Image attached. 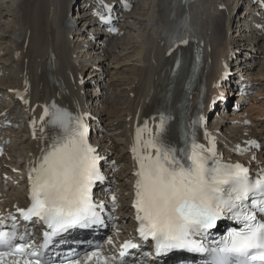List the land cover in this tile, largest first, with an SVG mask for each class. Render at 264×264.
I'll return each instance as SVG.
<instances>
[{
	"label": "bare ground",
	"instance_id": "bare-ground-1",
	"mask_svg": "<svg viewBox=\"0 0 264 264\" xmlns=\"http://www.w3.org/2000/svg\"><path fill=\"white\" fill-rule=\"evenodd\" d=\"M127 1L132 7L129 12L120 14L117 33L98 37V28L92 31L94 22L79 5L74 31L76 42L79 41L78 58L73 50L76 43L69 41L65 25V16L72 0H0V4L2 2L7 8L3 13V7L0 6V138L7 141V154L15 170L11 176H17L15 180L19 185V191L13 195L11 183L0 175V203L5 204L3 206L14 205L22 200V188L30 184L29 169L40 157L41 150L51 143L52 126L47 123L48 117L44 120L40 118L45 106L53 103L66 108L73 116L84 115L89 143L97 151L109 154V166L115 162L114 167L117 169L108 170L115 191L108 192L106 198L119 194L129 202L138 168L131 151L137 128L147 122V127L155 133L160 114L163 113L170 117L167 120L170 139L180 147L174 128L182 95L181 84L189 59L180 85L179 80L169 76V71L176 53L188 52L196 44H201L205 49L200 77L206 90L201 106L204 121L199 132L200 143L205 147L210 145L205 137L207 132L214 138L217 158H238L253 169L264 167V163L259 162L255 155V146L249 143L255 141L259 144L258 149L264 150V141H261L264 137V103L257 106L250 101V105L244 107L238 101L231 104L230 98L225 105L218 102L222 92L218 87L221 76L218 75L217 66L227 63L234 50L236 58L232 62L233 66L240 70L241 75L257 68L254 75L259 77L257 84L260 86L256 92L258 96H264V15L256 14L257 5L251 7L249 14L239 7L233 18L226 6L229 0H195L192 3L185 0ZM81 2L86 3V0ZM5 15L11 16V25L2 28ZM178 19H191V23L189 21L190 24L186 26L190 30L173 32L174 22ZM231 24H235L236 35L242 38L238 40L239 43L229 38ZM239 32L242 35L249 33L252 39L244 40ZM80 39L84 40L82 44ZM95 45L100 48L98 56L95 55ZM133 51L139 54L132 55ZM4 60H10L11 65L6 66ZM96 60L98 64L94 62ZM111 63L114 64L112 75L104 78L103 71L99 69L105 71L104 67ZM85 75H88L87 78L95 77V83L92 84L89 79L84 81ZM243 81L247 83V89L254 88L256 84L251 80ZM94 89L97 93L89 94ZM198 91L196 88L190 97L192 111L197 108ZM87 99L96 106L95 110L89 109L90 105L85 103ZM25 100L28 102L25 103ZM214 107L217 111L221 109L222 117L231 116L222 127L227 122L232 123L234 137L244 141L239 146L225 151L217 148L216 134L219 129L205 122L206 115ZM2 121L13 122V126L1 125ZM247 122L251 123L252 128ZM144 135L146 138L148 134ZM109 140L122 146L124 153L112 154ZM124 169L128 174L123 177L118 171ZM22 178L24 180L21 181ZM118 234L121 232L109 237L114 241ZM112 246L113 243H105L101 251L105 253ZM86 256L79 259L80 264H98L95 258L86 261Z\"/></svg>",
	"mask_w": 264,
	"mask_h": 264
},
{
	"label": "snow or ice",
	"instance_id": "snow-or-ice-1",
	"mask_svg": "<svg viewBox=\"0 0 264 264\" xmlns=\"http://www.w3.org/2000/svg\"><path fill=\"white\" fill-rule=\"evenodd\" d=\"M103 6L110 12L108 5ZM97 15L101 20L109 19ZM45 117L53 135L29 169L30 204L0 217V264H52L34 242H28L27 232L18 235L16 214L24 221L35 219L47 226L41 249L70 228L104 225L105 203L93 200L94 185L105 180L100 167L104 157L88 141L84 115L73 116L53 103L45 106L40 119ZM168 119L160 114L155 133L147 122L137 128L131 149L138 164L133 204L139 236L144 241L151 238L157 254L186 249L209 254L208 264H264V219L260 218L264 217V169L251 175L240 163H221L215 158L214 138L207 132L209 147L197 143L194 132L190 140L185 136L183 147H178L170 139ZM203 121L204 117L199 116L192 124ZM249 143L259 146L255 141ZM111 202L113 208L117 207L115 195ZM223 219L234 226L207 245L204 241L209 231ZM108 242L112 243L111 237ZM138 247L131 240L124 241L119 255L123 257L126 250ZM100 248L95 246L85 260L95 258L98 264H114V258L104 255ZM61 264L80 261L62 260Z\"/></svg>",
	"mask_w": 264,
	"mask_h": 264
},
{
	"label": "rangeland",
	"instance_id": "rangeland-1",
	"mask_svg": "<svg viewBox=\"0 0 264 264\" xmlns=\"http://www.w3.org/2000/svg\"><path fill=\"white\" fill-rule=\"evenodd\" d=\"M15 1V0H14ZM0 6L1 7H3L2 9H1V11L4 13V12H6L7 11V8H5V5L1 2V4H0ZM8 14H9V12H8ZM2 22H3V26H2V28H7V26L8 25H11V16H9V15H5V17L2 19ZM235 25L234 24H232V26L230 27V29H229V34H230V36L234 39V41H236L237 43H239V41L238 40H242V38H239V36L238 35H236L238 32H237V29H236V27H234ZM240 33V36L242 35V33L241 32H239ZM249 35V36H248ZM243 36V39L245 40V39H248V40H251L252 38H251V35L249 34V33H246V34H243L242 35ZM244 43V42H243ZM247 43V42H246ZM245 43V44H246ZM95 47V49H94V51H97L96 53H95V55L96 56H98V55H100V48H98V46L97 45H95L94 46ZM98 48V49H97ZM99 53V54H98ZM132 55H138L139 54V52L138 51H133V53H131ZM95 60V59H94ZM5 61V63H6V66H10L11 65V61L9 60V61H7V60H4ZM95 63H97L98 64V62L99 61H94ZM248 62H250V61H248ZM112 64L113 63H111V64H107L106 65V67H104V69H105V71L101 68V69H99L100 71H103V77L105 78H109L110 77V75H112V68L114 67V64H113V66H112ZM110 66H112V67H110ZM257 68H252L251 70H249V71H246V73L245 74H243V75H245L246 77H247V80H251V81H254L256 84H255V86H254V88H252L251 90H253L252 92H249L247 95H246V98H244V96H242V97H240V98H238L237 96H234L233 95V97H231L233 100H235L234 102L236 103V101H238V103H241L244 107H248L250 104V101H252L251 103H253L254 102V105H257V106H260L262 103H264V96H261V95H259L258 96V94H257V92H256V90H258L259 89V84H257V82H258V79L257 78H259L258 76H255L254 74H256L257 73ZM108 71H110L111 73H109ZM249 73H251V74H253V76L252 75H250ZM86 76H88V75H85L84 77H83V80L84 81H86V80H88L89 79V81H92L91 83L92 84H94L95 83V77L94 78H91V76H89L88 78L86 77ZM82 83H84L83 81H82ZM259 85V86H258ZM85 89H87L88 90V88H85ZM90 93H94V94H96L97 93V91H96V89H94V90H90L89 91V94ZM257 98V99H256ZM234 102L232 101L231 102V104H234ZM86 103L87 104H91L89 101H88V99L86 100ZM256 103V104H255ZM92 108V110H94L95 109V107H94V104H92V106H91ZM214 113L215 114H213V116H211V118L209 119V121H208V124H215L216 125V127L219 129V135L217 136V138H218V141H219V144H218V147L221 149V150H229V149H232V148H234L236 145H240L241 143H243L244 141H239L238 139H236L235 137H234V132H233V128H232V123H230V122H227V125L225 126V127H222L223 125H224V122L226 121V119L227 118H231V116L229 115H226V116H224V117H222V113H218L216 110L214 111ZM106 116V115H105ZM222 117V118H221ZM106 118H108V114H107V117ZM213 118V119H212ZM248 123V122H247ZM234 124H236V123H234ZM251 124V123H250ZM249 124V125H250ZM240 125H241V123H240ZM212 126V125H211ZM252 128V127H251ZM230 130V131H229ZM263 139V138H262ZM261 139V141H264V140H262ZM236 140H237V142L239 141V142H241V143H236ZM109 144H111V148L113 149V154L114 155H122L123 153H124V151H122V146L120 147V145L119 144H117L116 142L114 143L113 141H111V140H109V142H108ZM120 152V153H119ZM258 154H260V150H258L257 151V155ZM260 156V155H259ZM125 170V171H124ZM123 171H119V173H120V175L122 176L123 175V177H124V175H127L128 174V172H127V170L126 169H124ZM11 191V193L12 194H14L15 193V191H19L18 189L16 190V189H13V190H10ZM121 197V199H122V197H123V195H121L120 196ZM126 203V202H125Z\"/></svg>",
	"mask_w": 264,
	"mask_h": 264
}]
</instances>
